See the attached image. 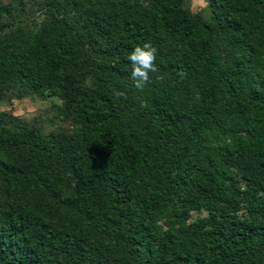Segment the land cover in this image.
I'll return each instance as SVG.
<instances>
[{
    "label": "trees",
    "instance_id": "obj_1",
    "mask_svg": "<svg viewBox=\"0 0 264 264\" xmlns=\"http://www.w3.org/2000/svg\"><path fill=\"white\" fill-rule=\"evenodd\" d=\"M204 1L0 0V99L73 123L0 112V264H264V0Z\"/></svg>",
    "mask_w": 264,
    "mask_h": 264
},
{
    "label": "rangeland",
    "instance_id": "obj_2",
    "mask_svg": "<svg viewBox=\"0 0 264 264\" xmlns=\"http://www.w3.org/2000/svg\"><path fill=\"white\" fill-rule=\"evenodd\" d=\"M40 0H2L3 3L12 5L11 15L14 21L22 26H30L41 17L42 9ZM184 4L192 13H199L203 17L208 14L204 0H183ZM8 18L0 19L5 22ZM60 99L56 96H46L38 98L35 96H25L13 98L8 94L0 99V112L13 115L25 123H29L38 128L43 133L61 130L69 132L73 123L59 117L58 106ZM204 215L203 211L192 212L191 217Z\"/></svg>",
    "mask_w": 264,
    "mask_h": 264
},
{
    "label": "clouds",
    "instance_id": "obj_3",
    "mask_svg": "<svg viewBox=\"0 0 264 264\" xmlns=\"http://www.w3.org/2000/svg\"><path fill=\"white\" fill-rule=\"evenodd\" d=\"M128 60L131 63V77L134 81L136 89L143 90L150 82V73L158 71L156 67V49L150 43L145 42L137 45L128 54ZM117 96H124L122 92H116Z\"/></svg>",
    "mask_w": 264,
    "mask_h": 264
}]
</instances>
